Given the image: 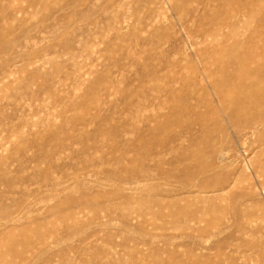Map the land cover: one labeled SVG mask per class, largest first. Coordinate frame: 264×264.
<instances>
[{"label": "rangeland", "instance_id": "rangeland-1", "mask_svg": "<svg viewBox=\"0 0 264 264\" xmlns=\"http://www.w3.org/2000/svg\"><path fill=\"white\" fill-rule=\"evenodd\" d=\"M0 264H264V0H0Z\"/></svg>", "mask_w": 264, "mask_h": 264}, {"label": "bare ground", "instance_id": "bare-ground-1", "mask_svg": "<svg viewBox=\"0 0 264 264\" xmlns=\"http://www.w3.org/2000/svg\"><path fill=\"white\" fill-rule=\"evenodd\" d=\"M261 104V103H260ZM239 107H242L241 108V110L242 109H246V110H251V109H255V108H257V106L256 105H251V102H249V101H245V102H241L240 104H239ZM263 124V121H260V122H258L257 124H256V128H252L250 131H251V133H254L255 131H257L258 129V126H261ZM254 126H255V124H254Z\"/></svg>", "mask_w": 264, "mask_h": 264}]
</instances>
